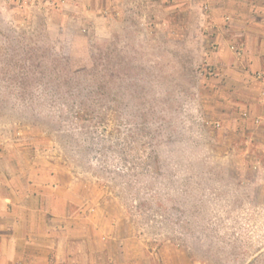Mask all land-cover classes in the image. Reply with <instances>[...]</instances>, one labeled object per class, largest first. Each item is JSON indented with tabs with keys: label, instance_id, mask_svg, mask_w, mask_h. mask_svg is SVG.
Wrapping results in <instances>:
<instances>
[{
	"label": "rangeland",
	"instance_id": "1",
	"mask_svg": "<svg viewBox=\"0 0 264 264\" xmlns=\"http://www.w3.org/2000/svg\"><path fill=\"white\" fill-rule=\"evenodd\" d=\"M236 17L0 0L5 181L46 193L70 264H264V104Z\"/></svg>",
	"mask_w": 264,
	"mask_h": 264
},
{
	"label": "crops",
	"instance_id": "2",
	"mask_svg": "<svg viewBox=\"0 0 264 264\" xmlns=\"http://www.w3.org/2000/svg\"><path fill=\"white\" fill-rule=\"evenodd\" d=\"M226 1L237 6V22L244 26L240 34L246 38V63L259 78V98L264 104V0ZM246 5L251 7L248 15L244 14ZM3 169L0 159V264H70L74 257L69 243L58 240L45 220L53 206L48 201L44 206L46 193L30 190V184L26 189L5 181ZM80 259L75 257V261Z\"/></svg>",
	"mask_w": 264,
	"mask_h": 264
}]
</instances>
